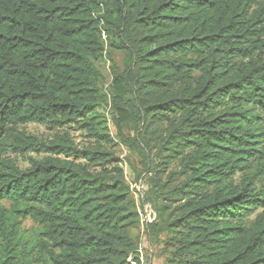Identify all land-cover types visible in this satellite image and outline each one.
I'll return each instance as SVG.
<instances>
[{
	"label": "trees",
	"instance_id": "trees-1",
	"mask_svg": "<svg viewBox=\"0 0 264 264\" xmlns=\"http://www.w3.org/2000/svg\"><path fill=\"white\" fill-rule=\"evenodd\" d=\"M107 100L119 132L139 120L141 154L178 169L148 180L164 264H264V0H0V264H140Z\"/></svg>",
	"mask_w": 264,
	"mask_h": 264
},
{
	"label": "rangeland",
	"instance_id": "rangeland-1",
	"mask_svg": "<svg viewBox=\"0 0 264 264\" xmlns=\"http://www.w3.org/2000/svg\"><path fill=\"white\" fill-rule=\"evenodd\" d=\"M113 69L119 72L125 69L124 55L120 51L113 50L111 61L105 59L100 63V72L104 78L103 89L106 93H108L107 89L112 80ZM107 102V105L99 107L98 112L105 117L108 132L112 140L111 142L102 144L103 151L109 154V156L105 155V158L111 157L113 154L114 161H111L108 167L110 168L114 163H117V166L122 170L125 182L129 186L130 197L135 201V204L139 206L149 204L152 210L155 211L152 201L147 195L149 188L148 180L155 175V171L158 169L160 171L157 173V176L161 178L162 182L165 181L168 172L178 171L176 164L172 163L165 167L166 164L160 163L164 160L165 154L163 152L159 156H156L153 150L148 154H141L136 147L137 144L141 147V126L140 122H138L139 120L136 119L128 123L119 132L117 127L114 126L112 110L110 109L108 100ZM24 129L27 133L38 136L42 140L51 138L54 133V130L52 131L46 125L39 123H27L24 125ZM64 130L71 136V140L78 148L94 146V138L88 135L78 124H70ZM41 155L42 153H27L24 156H19L15 153L7 152L5 156L16 159L19 167L26 168L29 165L28 157L37 158ZM151 161L152 165H150ZM163 170L165 171L162 172ZM257 212L258 210L254 211L251 218ZM36 226L30 219L22 221V228L24 230L30 231ZM142 229L139 222L138 227L132 229L130 232L133 237H137L138 244L142 247L143 264H164V257L160 255L161 243L150 235V228V230ZM161 237L162 235L159 238Z\"/></svg>",
	"mask_w": 264,
	"mask_h": 264
},
{
	"label": "built area",
	"instance_id": "built-area-1",
	"mask_svg": "<svg viewBox=\"0 0 264 264\" xmlns=\"http://www.w3.org/2000/svg\"><path fill=\"white\" fill-rule=\"evenodd\" d=\"M136 211L139 216V222L142 226V230H148L149 224H151L155 218L156 213L152 210L151 206L149 204L145 205H136ZM138 259L140 264H143V255H142V247L140 244H138Z\"/></svg>",
	"mask_w": 264,
	"mask_h": 264
}]
</instances>
